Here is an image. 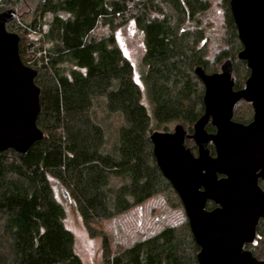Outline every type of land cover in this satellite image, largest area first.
<instances>
[{
	"label": "trees",
	"instance_id": "obj_1",
	"mask_svg": "<svg viewBox=\"0 0 264 264\" xmlns=\"http://www.w3.org/2000/svg\"><path fill=\"white\" fill-rule=\"evenodd\" d=\"M31 2L29 18H15L7 30L20 36L23 64L37 71L36 125L43 139L26 154L0 152V264H84L75 252V238L65 225V206L54 184L70 195L87 230L119 210L140 205L149 178L157 189L179 200L156 166L150 135L169 132L174 124L192 133L203 115V86L194 74L196 67L216 73V66L231 58L235 90L243 88L249 71L237 60L242 45L229 0L224 6L228 49L213 63L207 59L209 40L201 24L210 9L207 0ZM22 4L0 0V8L21 9ZM99 26L108 33L97 36ZM125 26L142 34L139 81L115 36ZM131 102V108L144 113L143 121L130 112ZM241 103L233 121L246 125L250 115L244 119L235 113ZM205 128L214 132L210 125ZM184 143L195 151L191 141ZM79 150L86 153L81 157ZM260 186L264 190V182ZM97 197L103 203L100 212L88 201ZM213 207L209 203L207 209ZM257 233L252 251L264 247V219ZM100 235L102 264H197L199 249L188 222L183 233L167 227L113 255L107 237ZM253 256L260 257L256 252Z\"/></svg>",
	"mask_w": 264,
	"mask_h": 264
},
{
	"label": "water",
	"instance_id": "obj_2",
	"mask_svg": "<svg viewBox=\"0 0 264 264\" xmlns=\"http://www.w3.org/2000/svg\"><path fill=\"white\" fill-rule=\"evenodd\" d=\"M228 3L242 45L237 60L249 71L243 88L234 89L231 58L216 73L196 67L203 115L192 133L177 124L172 132H153L149 140L157 168L182 204L199 249L197 264H264L244 248L257 244V227L264 219L259 185L264 181V0ZM15 18L12 7L0 12V152L26 154L43 139L36 125L40 89L34 83L37 71L20 59V36L7 30ZM240 102L252 108L246 125L233 121ZM208 125L213 133L207 132ZM186 140L194 143L196 155ZM207 202L216 207L207 211Z\"/></svg>",
	"mask_w": 264,
	"mask_h": 264
},
{
	"label": "rangeland",
	"instance_id": "obj_3",
	"mask_svg": "<svg viewBox=\"0 0 264 264\" xmlns=\"http://www.w3.org/2000/svg\"><path fill=\"white\" fill-rule=\"evenodd\" d=\"M210 3L209 11L201 17V24L205 30L208 38V54L207 59L210 63L215 62L216 57L228 47L224 43L225 37V0H207ZM31 0H23L21 9L14 8L16 12V19L29 18ZM6 7H13L8 5L1 7L0 11ZM108 33V30L103 27L96 29V35L102 36ZM115 36L118 44L121 47L124 55L131 61L136 71V78L139 81V72L141 67V60L143 56V40L142 34L134 29L132 26H125L116 31ZM214 65V64H213ZM220 64L216 66V71L219 72ZM241 71V69L239 70ZM243 103V102H242ZM237 106L235 113L242 118L250 119L252 111L249 104L243 103ZM133 102L130 104V112L136 114L143 121L144 113L138 108H131ZM134 106V105H133ZM250 112V113H249ZM176 124L170 127V131ZM194 146L193 142L191 143ZM195 149V148H194ZM86 150H79L78 155L85 154ZM191 153H196L191 149ZM139 155L141 164L143 163L142 149L139 146ZM148 174V170L145 169ZM59 201L63 202L66 210L65 225L71 231L75 238V252L84 264H102L103 249L101 235L107 237L110 253L125 250L131 247L136 242L154 237L155 234L167 227H174L180 233L184 232L187 224V218L183 212L179 200L170 191H161L155 186L153 178H149L145 191L144 200L140 205L124 210H119L116 214L111 215L110 219L104 220L98 225L93 226L87 230L81 218L77 214L75 207L72 206L70 195L65 189L57 184H54ZM66 195V196H64ZM97 212L103 211V203L99 197L88 200ZM247 250L256 255H260V261H264V247H258L255 251L251 246H247ZM197 253V252H196ZM255 257V256H254ZM256 258V257H255ZM258 259V260H259Z\"/></svg>",
	"mask_w": 264,
	"mask_h": 264
},
{
	"label": "flooded vegetation",
	"instance_id": "obj_4",
	"mask_svg": "<svg viewBox=\"0 0 264 264\" xmlns=\"http://www.w3.org/2000/svg\"><path fill=\"white\" fill-rule=\"evenodd\" d=\"M186 141H189V140H186ZM191 142H192V141H191ZM193 144H194V143H193ZM187 148H189V147H187ZM194 148H195V146H194ZM209 148L211 149V151H212V153H213V149H212V146H211V145L209 146ZM190 150H191V148H190ZM194 150H195L194 152L197 154V149L195 148ZM261 182H264V181H261V180H260V181H259V185H260ZM260 187H261V186H260ZM262 190H263V189H262ZM263 191H264V190H263ZM209 203L213 204L212 202H207L206 208H207V206H208ZM213 205H214L213 208H215V207H216L215 204H213ZM213 208H211V209H207V211H208V210H212ZM187 222H188V221H187ZM247 246H252V245H245L244 248L246 249ZM247 249H248V248H247ZM247 249H246V250H247ZM250 251H251V250H250Z\"/></svg>",
	"mask_w": 264,
	"mask_h": 264
}]
</instances>
